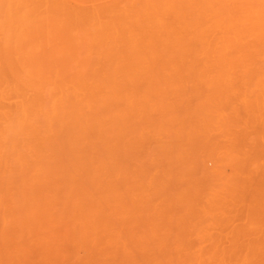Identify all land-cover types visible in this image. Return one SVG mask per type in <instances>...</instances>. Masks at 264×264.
<instances>
[{
	"label": "bare ground",
	"instance_id": "1",
	"mask_svg": "<svg viewBox=\"0 0 264 264\" xmlns=\"http://www.w3.org/2000/svg\"><path fill=\"white\" fill-rule=\"evenodd\" d=\"M187 2L191 7L194 6L191 8L194 9L192 10L193 12H191L194 14L192 17L195 18H192V20H196L195 25L197 24V36L195 35L196 33H194V36L197 37V39L196 37L195 39L197 40L198 47L195 50L191 48V50L186 52L185 63L181 66H173L171 68L158 66L159 69H155L154 67V70H148L149 68L147 69V66L149 65H142L141 63V65H113L112 63L111 66H91V61L89 62L87 60V63L89 62L88 66L87 64L86 66L82 64L83 66L76 65L73 67V65L69 64L72 66L69 67V65L66 64L67 67H62V65L58 67L56 63L57 67L53 69L39 68L28 70L26 71L27 75L32 78L29 80L25 79L22 74L11 72V74L13 73L14 76L17 77V81L9 85L12 90L11 93L16 92L21 97V102L14 107L7 108L4 112H0L2 115L0 119V226L6 228L8 226H20L25 222L36 223L38 221L56 220L60 217L55 215L46 216L45 213H55V211L61 209H65L64 211H66L72 207L84 208L90 205L94 207L95 203L104 204L108 202V204L110 203V205H112L113 201L117 203L119 200L121 201V195L124 196L125 194L134 196L132 194L144 193L146 195L149 192V194H151L152 191H165L166 193L171 191L170 188L172 190L183 189L182 186H184V188L188 187L189 190H192L191 188L200 189V184H197V181L200 180L201 163H212L217 165L235 164V167H237V163L244 165L242 163L251 155L248 156L249 152H251L249 149L257 147L261 143L264 144V0H188ZM55 3L56 2H52L50 5L53 6ZM38 4L35 5L38 7ZM50 5H48V7ZM55 5H59V3ZM142 5L143 4L140 5V8ZM51 6L49 10H51ZM155 6H157V4ZM186 7L184 6L185 9ZM5 8L6 7H4L3 10H5ZM38 8H40V6ZM56 8H58V6ZM61 9L62 7H59L57 10L59 11ZM185 9H182V13H184ZM55 10L54 12L49 11L48 13L54 15H57L56 13L60 14V12ZM70 10L71 9H67L68 14H71V12H69ZM124 10L126 9L124 8L122 10L120 8L117 10V12L120 13L119 16L121 15L120 17L116 13V10H113L114 12L111 11L114 13V16L116 15L117 17L110 15L113 14L111 11L108 16L114 19L122 18L120 20L124 22V19H126L124 18L126 16V14L123 13ZM129 10H131V8ZM96 11L97 14H99L100 11ZM96 11L94 12L95 14ZM20 12L22 13V11ZM67 12L65 11V14ZM131 12H133V9ZM191 12L190 14H192ZM33 13L37 14V11ZM46 13L47 11H45V14ZM74 13L69 17L72 19L75 18L76 13ZM84 13L85 12H78L77 14L84 15ZM88 13H90V11L87 12V14ZM121 13L125 16L122 17L123 14ZM83 15H81V18H84ZM88 15L92 16L91 14ZM142 15L144 17V14ZM67 16H64L65 18L63 17L65 20L62 18L64 23H67L65 22ZM78 16L77 18H79ZM56 17H58V15ZM95 17L93 19H95ZM100 17H102V15ZM136 17L138 18V14ZM179 17L180 15H178V18ZM50 18L51 17H49V19ZM87 18L89 19V17H86L85 20H88ZM102 18H100L98 22L101 21L102 23L104 19ZM129 18L126 19L128 23L126 21L125 24H129V21L132 20ZM62 19L61 21L58 19L53 20L59 23V21H63ZM93 19L89 20L94 22L95 20ZM120 20L115 21L119 23L118 21ZM133 20H135V17ZM183 20L182 18L181 21ZM163 21L164 24H166L165 20ZM13 22L16 23L17 21ZM176 22H178V20ZM194 22L192 25H194ZM10 23H12V21ZM68 23L70 24V21ZM109 23L111 24L112 22L110 21ZM117 23L113 24L117 25ZM183 23L184 21L182 25ZM52 24L55 23H50V27ZM66 25L68 26V24ZM148 25L147 23V26ZM6 26H8V24ZM118 26V29L121 28V30H118L119 34L122 35L124 23L123 26L120 27L119 24ZM130 27L131 26H129V28ZM12 28L16 29L15 27ZM105 28L107 27L105 26ZM58 29L61 28L58 27ZM125 29L123 32L129 33L128 31L132 28L129 30L126 29L127 31H125ZM63 30L64 29H62V31L60 30V32H63ZM115 30L117 29L113 30V36L116 32ZM118 31L116 32L117 37L119 35ZM140 31H142V29ZM153 31L154 30H152V33ZM17 32L18 31H16V33ZM13 33H15V31ZM124 33L122 36L127 38L130 37L128 35H130L132 31L129 34L126 33L124 35ZM133 33H135V30ZM165 33L166 32H164V34ZM144 34H146V32ZM173 34L176 33H172V35ZM7 35H9V31ZM14 35L15 34H13V36ZM58 36H60V34H58ZM146 36L147 35H145V37ZM117 37L115 39L120 38V36ZM35 38L37 37L35 36ZM35 38H33V40ZM122 38L123 37L120 38V41H122ZM136 38L139 39L140 37L137 36ZM136 38H134L135 41ZM157 38H159L158 35ZM157 38H155L156 41ZM190 38L194 37L190 36ZM2 40L4 43L5 39L1 38V41ZM33 40H31V43H35L34 41L36 40ZM172 40H174V38ZM12 41L14 43V39H12ZM128 43L127 41V45ZM175 43H178V39ZM152 44L154 45L155 43ZM152 44H149V46ZM158 44L156 42L155 45L157 46ZM28 46L29 45L26 47ZM117 46L119 47V45ZM132 46L135 51V47L138 45L134 46L132 44ZM35 47L36 46H34V48ZM144 47L146 48L144 49L145 52L148 47ZM152 47L151 49H154ZM3 48L6 49V47ZM70 48L67 47V50L69 51ZM122 48L123 47H121V50L123 51ZM112 49H114V47H112ZM112 49V52H110L114 53ZM31 50L33 51V48ZM71 50L75 53L77 51H73L75 48L70 49V52ZM121 50L119 49V54H121ZM156 50L157 49L154 51ZM81 51L85 52L84 50ZM117 51L115 49L116 53H118ZM126 51H129L130 54H134L135 56L136 52H130V49ZM138 51L139 50H137V52ZM154 51L151 52L153 53ZM77 52L80 54L79 51ZM78 53L76 55L80 58L82 55H79V57ZM152 53L148 52L151 58ZM63 54H66L65 50ZM137 54V58L135 56L137 61L138 59H143H140ZM156 54L154 55L155 57L158 56ZM9 55L12 54L10 53ZM66 55H68V52ZM144 55L146 56V54ZM73 56L75 55L73 54L72 58ZM85 56H87V53ZM145 56H143L144 59H147L148 57L145 58ZM63 57L64 56H62V58ZM82 57L80 59H82ZM91 57L93 59V56H90V58ZM3 59L5 58L3 57ZM68 59L70 60V57ZM80 59H77L79 64H81ZM84 59H89V55L88 58L86 57ZM154 59L156 58L151 59V61L153 60L154 62ZM73 60H75V58ZM124 60L121 64L126 62ZM126 60L128 61V59ZM3 61L4 60L0 63L2 64ZM66 61L68 62V60L65 59V62ZM52 62H54V60ZM74 62L72 64H74ZM145 62L148 61L146 60ZM137 63L138 62H136V64ZM49 65L50 64H48V66ZM150 69H153V67ZM30 92L34 93V98H30ZM239 165L240 164H238V166ZM175 180L180 182V186L176 184L180 187L179 189H176L174 186V183H177V181L173 182ZM184 181L191 183L184 184ZM106 196H109L110 199H113L114 196L116 198L117 196V200L114 199L111 201L112 199L109 200L108 197L100 200L102 197ZM88 197L92 199L96 198V200H90ZM97 197L101 198L97 200ZM146 201L147 200H145V202ZM168 201L170 203V200ZM129 202L131 203V201ZM141 202H144L143 199ZM119 203L117 205H119ZM169 203L166 204L171 205V203ZM96 206L98 205H95V207ZM171 207L167 208L169 209ZM28 212L35 213L36 215L24 216V213ZM39 213H44V216ZM89 216H91V214ZM89 216L87 215V218ZM101 217L102 216L97 218L98 221L100 219L102 220ZM101 220L98 224H105V221L102 223ZM93 222L91 223L93 224ZM106 222L107 225L109 223L108 227L112 224V222H108V219H106ZM115 224L113 223L112 226H116L119 223ZM169 232H171V230L168 231V233ZM179 232L181 233V231ZM175 234L171 236L174 235V239L176 240L178 234L176 236ZM164 235L168 236L166 234ZM86 237L90 238L88 236ZM137 237L135 238L136 241ZM143 238L144 236L139 238V244L141 239L142 244L146 243L147 240H144L143 243ZM101 239L102 240L97 239V241H103V237ZM132 239H134V237L124 240L123 245L125 247L128 245L132 246L134 242ZM84 241L82 242L83 244ZM149 241H147L148 244ZM87 242L85 244H88ZM91 242L89 243L96 244ZM138 242L134 243V245H139ZM99 245L97 249L94 246L95 249L87 248V252L82 251L84 254L78 256L79 259L89 261L94 258L96 259L99 255V260L103 259V256L107 257V251H105L106 254L103 255L102 253H104V250L102 251V245L101 247H99ZM91 247L93 248V245ZM133 247L131 248L133 249ZM116 248L120 250V247ZM144 249H146V247ZM111 252L114 254L117 253V255L115 254L116 256L120 254L118 250L117 252ZM70 254L72 256L73 253L69 252V257H66L68 256L67 254L61 256L62 258H60L63 259L64 257L63 261L67 262L64 263L61 261L60 263L70 264V261L73 260V256L71 257ZM110 255V258L113 257L112 253H110ZM78 257L76 258L78 259ZM76 258L74 260H76ZM79 259L78 261L73 260V262H75L74 264L78 263ZM95 259L89 262L99 261L98 259L95 261ZM56 260L57 262L55 263L59 264L58 259ZM89 262H85V264ZM80 263L81 262L78 264ZM34 264H36V262Z\"/></svg>",
	"mask_w": 264,
	"mask_h": 264
},
{
	"label": "rangeland",
	"instance_id": "2",
	"mask_svg": "<svg viewBox=\"0 0 264 264\" xmlns=\"http://www.w3.org/2000/svg\"><path fill=\"white\" fill-rule=\"evenodd\" d=\"M187 1L188 0H67V1L66 0H55V1L54 0H43V1L42 0H0V6L2 8V10L0 8V37L2 36L1 38L2 39L4 38L5 39L4 41L7 42V43L5 42L3 43V40L1 41V38H0V62L4 60L2 62V64L4 63L3 66L0 63V112L1 111L4 112L6 111L7 108L14 107L15 105H18V103L20 104L21 102L20 100L21 97L16 92L11 93L12 90L9 85L10 84L12 85L14 82L17 81L16 80L17 77H15L13 73L12 74L14 77L12 76L11 74L12 71L20 75L22 74V76L25 79L29 80L32 78L27 75L26 71L31 70V69H39V68L53 69L54 67H57V66L61 67V65L62 67H67L66 64L67 65L71 64L73 65V67L76 65L83 66L84 64H85L84 66H86V64L88 66L90 61H91V66H100V65L111 66L112 63L113 65H125V64L126 65H133V64L138 65L141 63L142 65H149L147 66V69L149 68L148 70H154V67L155 69H159L158 66L163 67V68H171L173 66L183 65L185 63L186 52L188 50H191V48L192 50H195L198 47L197 40H196L197 39L196 37L197 36V33H196L197 24L195 25L196 20H194L195 18L192 17V15H194L192 13L193 12L192 10L194 9H191L194 6L191 7L190 4L188 5ZM1 2H2V5H1ZM52 2L53 3L56 2L57 4L59 3V5H55L56 4L55 3L53 5L55 7H53L50 5ZM45 3H46V6H45ZM35 4H38V7L40 6L41 9L38 8ZM141 4L143 5L145 4V5L144 6L142 5L143 7L141 6L140 8ZM147 4L149 5V7ZM154 4L155 5L157 4V6H155ZM185 4L187 5V7ZM48 5H50L54 10L56 9L55 11H58L57 9L59 7H62L63 10L62 9L61 10L63 12L61 10L58 11L62 15H60L59 13H56L58 15V17H56L57 15H54L52 13L49 14L48 13L49 11L54 12V10L52 8L51 10H49L50 6L48 7ZM2 6L6 7L5 10H3L4 7ZM57 6L58 8H56ZM184 6L188 10H186ZM129 7L131 8V10L133 9V12L129 10L130 9ZM65 8L71 9L69 11L71 12V14L76 11L75 12L76 14L74 13L76 17L73 14L76 19L70 18L69 16H71V14L70 13L68 14L67 9ZM120 8L122 10L124 8L127 10V11L126 10L123 11V13H125L126 16L123 13H121L123 14L122 17L125 16L124 18L126 19L130 17L132 19L131 20L132 22L129 21V24H125V22L127 21L126 19H124V22H122L123 20L122 21L120 20L122 18L114 19L111 16L110 17L112 19L109 18L108 15L110 14L111 10L112 11L116 10V13L119 16L120 13H118L117 10H119ZM182 9H185L184 13H182L183 12ZM94 10L95 11L99 10L100 12L102 10V12L103 11L104 12L103 13L99 12L100 14L99 15L97 14V11L95 14ZM20 11H22V13ZM36 11H37V14L33 13ZM39 11L41 12L43 11V12L41 13ZM45 11H47L46 14H45ZM65 11L67 12L66 14H65ZM77 11L79 13L85 12L86 15L85 13L84 15L83 14L79 15L77 14L78 13ZM89 11L90 13L88 14H91L92 16H89L87 14V12ZM166 11H169V12H166ZM189 11L190 12L192 11L191 12L192 14H190ZM19 13L22 15H20ZM25 13L28 16L30 15L29 16L30 18ZM137 14H138V18L136 17ZM142 14H144V17ZM177 14L180 15L179 18ZM81 15H83L84 18H81L82 17ZM101 15L104 19L100 17ZM110 15L114 16V13ZM132 15L133 16L135 15L134 16L135 20H133L134 17ZM64 16H67L66 18L67 20L65 21L67 23H64V20H65ZM77 16L79 18H77ZM85 16L89 17V19H93L95 16H97L95 17V19H93L96 21V23L95 21L93 22L92 20H89L88 18H87L88 20H85L86 18ZM184 16L186 17V19ZM49 17L51 18L49 19ZM100 18L103 19L102 23L101 21L98 22ZM182 18L184 19L183 20L184 23L186 21L189 22L190 20L189 22L190 24L186 22L185 24L183 23L182 25V22H183L181 21ZM192 18L194 19L192 20ZM53 19H56V20L58 19L60 21L62 19L63 21L62 22L59 21L58 23V21L56 20L54 21ZM113 19H114V22H113ZM115 20L116 21L120 20V21H118L119 23H117ZM163 20H165L167 25L164 24ZM177 20L178 22H176ZM2 21L5 22L6 24L3 23ZM11 21L12 23H10ZM13 21H17V22L15 23ZM69 21H70V24L68 23ZM108 21L109 22L111 21L112 23L110 24ZM193 22L195 26L192 25ZM13 23L15 26L13 25ZM50 23H55L56 26L55 24H52L55 27H53L52 25L50 27ZM113 23H117V25ZM123 23H124V27L122 28V35L124 33L123 30L125 28L127 30L132 28L130 31H128L129 33L132 31V33L128 35L130 37H127L128 40L125 36H122L121 34H119V31H118L119 29L121 30V28L118 29L119 27L118 24L121 27L123 26ZM135 23L138 26H136ZM147 23L149 24L148 26H147ZM7 24L9 27L6 26ZM9 24L12 26H10ZM66 24H68V26ZM153 25H154V28H153ZM105 26L107 28H105ZM129 26L131 27L129 28ZM12 27H15L16 29H13ZM58 27L61 29H58ZM112 27L114 29H117L115 31L116 32L118 31V34H119L118 37L119 36L120 38L123 37L122 41H120L121 39L116 36V32L113 36L114 29ZM136 27H137V30L142 29V31L140 30L137 31ZM192 27H195V28H192ZM47 28H48L49 33L47 32ZM62 29H64L63 32H60V30L62 31ZM126 29L125 31H127ZM148 29L149 31L151 29V31L149 32ZM13 30L15 31V33H13L14 32ZM134 30H135L136 36H135V33H133ZM152 30H154L155 32L153 31L152 33ZM159 30H161L162 32ZM8 31H9V35H7ZM16 31L18 32L16 33ZM107 31L109 34L107 33ZM139 32L141 33L142 37L140 36ZM143 32L144 33L146 32V34H144ZM164 32L166 33L164 34ZM12 33L15 35L13 36ZM126 33H124V35ZM172 33H176V34L172 35ZM194 33H196L195 34L196 36H194ZM58 34H60V36H58ZM145 35L147 36L145 37ZM157 35L159 38H157ZM35 36L37 38H35ZM115 36L118 39H115L116 38ZM137 36L140 38L137 39L136 38ZM190 36L194 38H190ZM13 37H16V38H13ZM149 37L151 40L149 39ZM162 37L165 38L166 40L163 39ZM33 38H35L34 40L36 41H34ZM134 38H136V41L134 40ZM155 38H157V41L155 40ZM173 38L174 40H172ZM12 39H14V43ZM29 39L33 40L35 43H31L32 41ZM177 39H178V43H180L181 41L182 42L180 44L175 43ZM116 40L119 42H117ZM159 40L160 42L161 41L162 42L160 43ZM127 41L131 45L129 43L127 45ZM172 41L174 45L172 44ZM156 42L157 44L159 43L157 45L159 47L155 45ZM152 43H155L154 44L155 47ZM132 44L134 46L138 45L135 47V51L133 49L134 47L132 46ZM149 44H152V45L149 46ZM11 45H12V48H11ZM27 45L29 46L26 47ZM69 45L70 46L72 45L71 48ZM117 45H119L120 48ZM34 46L36 47L34 48ZM127 46H128V49H127ZM144 46L148 47L147 51L145 52H144V49L146 48ZM3 47H6V49ZM67 47L70 49L75 48V50L73 51L77 50L79 52L81 50L85 51L87 49L86 50L87 52L81 51L80 54L77 51L76 53L72 52V50L70 52V49L68 51ZM109 47H110V50H109ZM112 47H114V49H112ZM121 47H123L122 48L123 51L121 50ZM137 47L140 49H138ZM151 47L154 49H151ZM27 48H31V49L33 48V51ZM111 49L114 51V53H111L112 52ZM115 49L116 51L118 49L117 51L118 53L115 52ZM119 49L121 50V54H119L120 53ZM129 49H130V52H133V53L136 52L135 56L138 53L137 54L138 57H140V59L141 58L143 59L141 60L138 59L137 61L136 59L137 56L135 58L134 54H130L129 51L128 52L126 51ZM155 49L157 50L154 51ZM64 50L66 51V54L68 52V55L63 54ZM108 50H109V53H108ZM137 50L139 51L137 52ZM151 51H154L153 52L154 54ZM51 52L55 54H52ZM148 52L152 53V58L151 56L149 57L150 54L148 55ZM10 53L12 55H9ZM77 53H78V56L79 55L85 56L87 53V56L85 57L81 56L82 59H80L81 57L79 56L80 58H78L76 55ZM73 54L75 56H73L72 58ZM144 54H146V56ZM155 54L158 56L155 57L154 56ZM88 55H89V59H84L86 57L88 58ZM62 56L64 57L62 58ZM90 56H93V59L92 57L90 58ZM98 56L102 59H100ZM143 56H145V58L147 57L148 58L144 59ZM3 57L5 59H3ZM69 57H70V60L68 59ZM74 58L75 60H73ZM95 58H96V61H95ZM153 58H156L154 59L155 63L153 62V60L151 61V59ZM33 59L35 62L33 61ZM65 59L68 60L69 63L67 61L65 62ZM77 59H80L81 64H79V61ZM83 59L85 63L83 62ZM126 59H128V61ZM53 60L55 64L54 62H52ZM87 60L89 61L88 63H87ZM123 60L126 61L127 63L124 62L123 64H121ZM146 60L148 62H145ZM73 62L74 64H72ZM136 62L138 63L136 64ZM56 63H57V66H56ZM48 64L52 66L50 65L48 66ZM69 67H72V66L69 65ZM152 67L153 69H150ZM151 78H155V77H151ZM29 96L30 98H34L35 95L33 92H30ZM1 117L2 115L0 113V119ZM254 148L252 147V149L251 148L249 149V151L251 152H249L248 156L250 154L251 155L247 158L245 162L242 163L244 165H241V163L236 162L237 167H235V164L234 165L233 164H230V165L218 164L217 165V164H212V163L211 164L201 163L200 164V180L197 181V184H200V189L191 188L192 190H189L188 187L184 188V186H182L183 189L172 190L170 188L171 191H168L169 190L168 189L166 190L168 191L166 193L165 191L164 192L163 191H160V192L152 191L151 194H149L150 193L149 192L146 195L144 193L132 194L134 196L125 194L124 196L121 195L122 197L118 196L122 198L121 199L122 202L119 200L120 198L118 199L119 200L118 203L120 202L119 205H117L118 204L117 202L113 201L114 199L117 200V196L116 198L115 196L114 197L111 196L113 197V199L111 198L112 200L109 198V196L102 197V199H100L101 197L99 198L97 197V200L99 199L103 200V198L106 199L108 197L109 200L113 201V204L115 203L116 204L113 205L111 203L112 205H110V203L108 204V202H105L104 203L105 206H104V204L102 203L101 204L95 203L94 207L91 205L88 206L89 208L86 206L84 208L83 207H72L66 211H64L65 209H61V210L55 211V213L54 212L45 213L46 216L55 215V216L60 217L61 219L60 218L56 219L57 221L47 220L43 222L38 221L36 223L25 222L24 224L20 226H8L6 228L5 227L3 228L2 226H0V264H32V263L34 264L35 262L36 264L39 262H40L39 264H56L55 263L57 262L56 259H58L59 264H61L60 262L63 261L64 259V257L63 259H61L62 258L61 256H64L65 254H67L68 256L66 257H69V252H71L73 253L72 256L74 260L76 257L84 254V252H87L88 251L87 248L95 249L96 247L97 249V246L99 245L100 242L103 243V244L100 243L99 245V247H101L102 245L101 250L102 251L104 250V253L102 254L104 255L107 253V257L102 255L103 257L102 256L101 257L103 259L99 260L100 258V255H99L96 259L94 258L95 261L97 259L99 260V261H96L97 263L94 261L90 263L91 260H94V259L89 260L90 261L89 262V261L79 259L78 257L79 262H81L80 264H85V262L86 263L89 262L88 264H264V144L261 143L259 146L254 147ZM253 163H256V164H253ZM238 164L240 165L238 166ZM225 169L228 170L229 172L226 171ZM230 173L233 175H231ZM176 181L177 180L173 182H176ZM179 183H180L179 181H177V183H174L175 184L174 186L176 189L180 188L178 187L180 186ZM186 183L188 182L184 181V184ZM176 184H178V186ZM181 184H182V181H181ZM172 186H173V183H172ZM253 191L255 195L253 194ZM89 199L91 200L92 198H89ZM94 199L96 200V198H93L92 200ZM142 199L144 202H141ZM145 200H147L148 202L147 201L145 202ZM168 200H170L171 205H167L169 203ZM129 201H131V203ZM95 205H98V206L95 207ZM167 207H171V208L168 209ZM94 212L97 214H95ZM43 214H40V215H43ZM90 214L91 216H89ZM35 215H36L35 213H29V212L24 213V216H35ZM87 215L90 217V219L89 217L87 218ZM97 215L99 218L100 216H102L101 217L102 220L100 219L102 223H104L105 221V224H106L107 223L106 219H108V222H112V224L113 223L114 224L119 223V224L117 225L115 224L116 226L114 225L112 226L111 224L109 227H108L109 223L108 225L98 224L100 220L98 221ZM62 217L64 221L62 220ZM103 217L106 219H104ZM88 219L90 222L88 221ZM85 221H88V222H85ZM91 222H93V224ZM5 230L7 231V234ZM170 230L171 232L168 233V231ZM179 231H181V233ZM164 234L168 236H165ZM172 234H175V236L178 234L177 236L179 239L176 236V240H175L174 235L171 236ZM86 236L90 237L91 239L87 238ZM135 236L136 237L138 236L139 238H142L144 236L143 243H144V240L145 241L150 240L149 244L147 241H146L147 244L146 243L142 244L141 243L142 239L140 240L141 242L139 244L138 242L139 238L137 237V241H136ZM152 236H155V237H152ZM102 237H103L104 242L103 241L98 242L97 239L102 240L101 239ZM131 237L132 238L134 237V239H132V241L134 240V242L132 246L131 245H128V246H131V247L140 246V247H133L132 249L131 247L127 248L128 246L125 247L123 245L124 240L129 239ZM59 238L64 241L60 240ZM83 241H84V244L82 243ZM86 242L88 244H85ZM89 242L96 243V244L98 243V244L97 245L90 244ZM136 242H138L139 245L137 244L134 245V243ZM92 245H93V248L91 247ZM114 247L115 248L120 247V250L119 248L115 249ZM143 247L144 248L146 247V249H144ZM110 250L116 251V252L118 250L120 251V254L116 256L117 253H115L116 254L115 255ZM105 251L107 252L105 253ZM110 253H112V256H113L111 258H110L111 256ZM78 259L76 258L77 261ZM73 260L70 261L72 264L75 263L73 262Z\"/></svg>",
	"mask_w": 264,
	"mask_h": 264
}]
</instances>
